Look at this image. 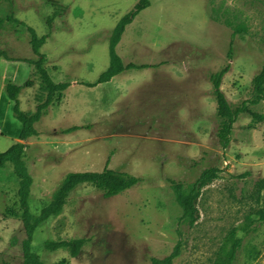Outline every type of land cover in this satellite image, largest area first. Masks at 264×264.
I'll return each instance as SVG.
<instances>
[{
  "label": "rangeland",
  "instance_id": "rangeland-1",
  "mask_svg": "<svg viewBox=\"0 0 264 264\" xmlns=\"http://www.w3.org/2000/svg\"><path fill=\"white\" fill-rule=\"evenodd\" d=\"M138 0H0V19L14 15L47 35L40 51L54 81L70 80L25 142L23 160L32 183L33 217L51 199L69 171H100L106 165L139 177L131 189L103 197L80 184L62 211L39 223L31 249L43 264H152L178 247L173 264H212L226 232L245 221L232 264H264V99L233 124L221 149L209 74L228 65L221 88L227 99L250 98L252 76L264 62V0H150L126 26L116 51L123 64L147 63L89 87L109 64L108 39L117 20ZM50 18V24L47 20ZM0 49L13 57H34L25 27L4 20ZM15 84L29 79L18 95L20 108L35 107L39 80L24 61L0 57V76ZM117 83V84H116ZM2 91V90H1ZM0 98V151L20 127L11 102ZM71 125L85 127L70 133ZM207 167L219 177L202 189L194 226L179 221L183 195ZM19 179L10 161L0 167V262L22 264L25 229L18 201ZM81 239L77 256L47 250L46 240ZM253 246L255 256L248 257Z\"/></svg>",
  "mask_w": 264,
  "mask_h": 264
},
{
  "label": "trees",
  "instance_id": "trees-1",
  "mask_svg": "<svg viewBox=\"0 0 264 264\" xmlns=\"http://www.w3.org/2000/svg\"><path fill=\"white\" fill-rule=\"evenodd\" d=\"M149 5L150 0H138L127 12L120 16L113 26L108 39L109 64L107 68L101 71L94 81L83 82L81 84L93 87L100 83L110 81L114 76L124 71L142 70L150 66L147 63L134 62L123 64L116 51V46L126 26L134 20L141 10ZM4 20L13 24H19L26 28L29 35V45L34 57H13L8 55L4 49H0V57L8 61H24L29 64L31 67V74L38 78L39 85L34 95L35 107L33 110L28 111L20 108L18 95L24 86H30L32 82L29 79L24 85L15 84L10 79L4 82L3 90L11 101L12 115L18 120L20 127L17 133V140L4 151H0V167H3L6 162L10 161L13 166V172L19 179L17 194L21 209V219L25 229V238L22 241V264H43L38 255L31 249L30 243L34 229L39 223L46 221L62 211L68 194L75 187L80 184H92L101 191L103 197L108 198L133 188L139 182V177L128 171L109 167V158H107L106 165L100 171H69L61 179L60 185L52 195V199L40 209L38 215L33 217L28 203L32 177L23 160V150L26 145L24 141L31 136L38 135L35 123L48 114L53 104L62 101L64 91L71 85V81H54L49 68L46 66V56L40 51V48L45 43L47 35H38L32 26L27 25L24 21L12 14L7 15L5 19H0V24ZM47 23L48 25L50 24V18L47 20ZM228 70L229 66L225 65L209 74L212 95L216 104L215 116L217 119V129L215 135L219 146L223 150L226 149L231 142L233 124L238 115L245 111L254 114L249 106L257 105L264 99V62L261 68L251 78L250 86L252 93L250 98L243 99L239 103L230 102L221 88L222 78ZM83 127L85 126L71 125L64 128L62 132L70 133ZM219 172L220 169L217 167L204 168L196 180L191 184L188 193L185 195L181 192L180 185H177L175 190L176 198L182 208V215L179 221L187 220L191 227L195 225L200 217L197 202L202 189L217 179L219 177ZM256 184L259 189L264 190V178H259ZM255 215L257 221H264V206L256 210ZM250 227V222L243 221L230 228L224 235L212 264H232L241 242L238 233H246L251 230ZM81 246V239L46 240L44 242V247L47 250L67 249L72 257L78 255ZM255 253V248L253 246L247 249L248 257H254ZM177 254L178 247L165 258L159 259L151 257L150 261L152 264H173V258ZM0 264L6 263L0 262Z\"/></svg>",
  "mask_w": 264,
  "mask_h": 264
},
{
  "label": "crops",
  "instance_id": "crops-1",
  "mask_svg": "<svg viewBox=\"0 0 264 264\" xmlns=\"http://www.w3.org/2000/svg\"><path fill=\"white\" fill-rule=\"evenodd\" d=\"M125 72V71H124ZM123 73V72H122ZM9 79V78H8ZM8 79H6L5 78V76H3V74H1V76H0V98L2 99L3 98V94H2V91L4 92V90H3V85H4V82L6 81V80H8ZM112 79H114V81H115V76L112 78ZM116 82V81H115ZM117 84V83H116ZM99 85V84H98ZM2 90V91H1ZM5 93V92H4ZM8 98V97H7ZM9 100V99H8ZM10 101V100H9ZM11 102V101H10ZM260 103V102H259ZM19 131V130H18ZM15 140H17V138L15 139Z\"/></svg>",
  "mask_w": 264,
  "mask_h": 264
},
{
  "label": "built area",
  "instance_id": "built-area-1",
  "mask_svg": "<svg viewBox=\"0 0 264 264\" xmlns=\"http://www.w3.org/2000/svg\"><path fill=\"white\" fill-rule=\"evenodd\" d=\"M0 132H1V125H0Z\"/></svg>",
  "mask_w": 264,
  "mask_h": 264
}]
</instances>
